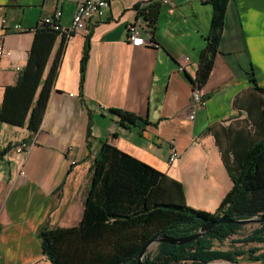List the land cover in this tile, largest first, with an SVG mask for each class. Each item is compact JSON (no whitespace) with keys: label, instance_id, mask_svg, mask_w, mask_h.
Wrapping results in <instances>:
<instances>
[{"label":"crops","instance_id":"obj_1","mask_svg":"<svg viewBox=\"0 0 264 264\" xmlns=\"http://www.w3.org/2000/svg\"><path fill=\"white\" fill-rule=\"evenodd\" d=\"M156 3L160 9L151 26L143 10ZM74 7L67 0H0V45L10 51L0 55V152L11 145L0 153V264H50L40 231L79 224L104 141L181 181L190 206L215 211L233 186L225 160L264 136V94L256 88H264V0L228 1L220 45L200 86L206 104L194 119L191 93L211 28L212 0H110L103 20L90 19L86 30L64 43L57 37L44 77L61 49L57 75L38 131L4 122L5 88L16 83L35 36L13 30V24L34 27L60 9V23L67 26ZM131 22L154 44L133 45ZM115 109L139 118L122 123ZM23 141L34 143L19 152L15 147ZM172 144L179 156L170 163ZM230 264L264 259L243 255Z\"/></svg>","mask_w":264,"mask_h":264},{"label":"trees","instance_id":"obj_2","mask_svg":"<svg viewBox=\"0 0 264 264\" xmlns=\"http://www.w3.org/2000/svg\"><path fill=\"white\" fill-rule=\"evenodd\" d=\"M229 0H212L214 12L206 48L200 57L196 82L207 80L222 38ZM159 3L143 10L153 26ZM58 30L42 27L35 31L26 65L16 83L5 88L1 119L11 125L38 131L57 75L61 49L44 77ZM63 43L67 36L62 35ZM88 43L81 59L82 79ZM264 94V88L256 84ZM264 104V101H261ZM122 123H134L136 114L115 109ZM264 113V110H262ZM89 135V132H88ZM11 148V145L0 153ZM233 180L215 211L194 208L187 203L184 185L149 163L134 157L112 142L104 141L92 164V180L85 210L78 225L44 227L41 246L50 264H139L143 245L157 233L172 237L191 235L204 223L226 214L247 218L264 213V136L242 154L225 160ZM245 224L219 223L186 243L158 242L145 254V264L238 263L241 256L264 259V222L245 233ZM237 235V236H235ZM230 244H227L228 240ZM252 246L245 247L246 244ZM263 244V245H262Z\"/></svg>","mask_w":264,"mask_h":264},{"label":"built area","instance_id":"obj_3","mask_svg":"<svg viewBox=\"0 0 264 264\" xmlns=\"http://www.w3.org/2000/svg\"><path fill=\"white\" fill-rule=\"evenodd\" d=\"M72 2L75 7L73 11L72 21L69 25L64 26L60 23V17L62 11L60 9L56 10L55 13L51 15H46L42 17L39 24L34 27H25L21 23L13 24L12 28L15 31H36L38 28L49 27L60 32V35L69 36L72 33L84 31L87 28L88 21L92 18H96L99 21L103 20L110 7V0H67ZM2 24L5 26L8 24V19L6 17L2 18ZM141 25L138 22H131L128 25V37L133 45H152L154 44L152 36L145 38L140 33ZM10 51L6 50L2 45H0V55L9 54ZM185 67V61L179 63V69L183 70ZM20 68V67H18ZM206 104V99L200 89V84L195 81L192 93H191V103H190V114L189 118L194 119L197 110ZM34 141L27 142L23 141L16 145L17 151H23L28 148ZM179 156V151L176 145L172 144L170 148L169 162L172 163Z\"/></svg>","mask_w":264,"mask_h":264},{"label":"water","instance_id":"obj_4","mask_svg":"<svg viewBox=\"0 0 264 264\" xmlns=\"http://www.w3.org/2000/svg\"><path fill=\"white\" fill-rule=\"evenodd\" d=\"M225 222H238V223H243V224L263 223L264 213L260 215H255L253 217H247V218H230L228 217V215L224 214L217 219L204 223L203 225H201V227L199 228L197 232L191 235H188V236L172 237L162 232L157 233L151 239H149L141 248L139 252V256H138V263L145 264L143 261L145 254L147 253L149 249L155 246L158 242H169V243H175V244L186 243V242L197 239L198 237L203 236L204 234L208 233L213 226L219 223H225Z\"/></svg>","mask_w":264,"mask_h":264},{"label":"rangeland","instance_id":"obj_5","mask_svg":"<svg viewBox=\"0 0 264 264\" xmlns=\"http://www.w3.org/2000/svg\"><path fill=\"white\" fill-rule=\"evenodd\" d=\"M246 226H245V228H244V232L245 233H247V232H250L256 225H257V223H248V224H245ZM235 236H237V235H235ZM230 239L227 241V244L229 245L230 244ZM253 245V243H248V244H246L245 245V247H249V246H252ZM263 245V244H262ZM153 247H155V246H153ZM263 249H264V246H263ZM246 261V259H243L242 258V260H241V263H243V262H245ZM259 263H262V262H259ZM223 264H230V262H227V261H224V263Z\"/></svg>","mask_w":264,"mask_h":264}]
</instances>
